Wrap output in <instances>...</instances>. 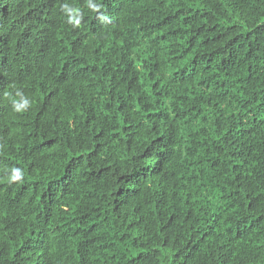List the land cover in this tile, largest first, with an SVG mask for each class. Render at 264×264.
Wrapping results in <instances>:
<instances>
[{
    "label": "trees",
    "instance_id": "1",
    "mask_svg": "<svg viewBox=\"0 0 264 264\" xmlns=\"http://www.w3.org/2000/svg\"><path fill=\"white\" fill-rule=\"evenodd\" d=\"M0 264H264V0H0Z\"/></svg>",
    "mask_w": 264,
    "mask_h": 264
},
{
    "label": "clouds",
    "instance_id": "2",
    "mask_svg": "<svg viewBox=\"0 0 264 264\" xmlns=\"http://www.w3.org/2000/svg\"><path fill=\"white\" fill-rule=\"evenodd\" d=\"M26 106H27V101L25 100V101H24V104L22 105V107H26ZM18 176H19V172H18V170H16V175L13 176L12 178H13V179H16V178H18Z\"/></svg>",
    "mask_w": 264,
    "mask_h": 264
}]
</instances>
